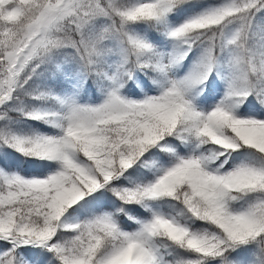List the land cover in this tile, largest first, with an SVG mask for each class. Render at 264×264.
Masks as SVG:
<instances>
[{
    "label": "snow or ice",
    "instance_id": "1",
    "mask_svg": "<svg viewBox=\"0 0 264 264\" xmlns=\"http://www.w3.org/2000/svg\"><path fill=\"white\" fill-rule=\"evenodd\" d=\"M0 264H264V0H0Z\"/></svg>",
    "mask_w": 264,
    "mask_h": 264
},
{
    "label": "trees",
    "instance_id": "2",
    "mask_svg": "<svg viewBox=\"0 0 264 264\" xmlns=\"http://www.w3.org/2000/svg\"><path fill=\"white\" fill-rule=\"evenodd\" d=\"M183 71V70H182ZM137 91H139V89H137Z\"/></svg>",
    "mask_w": 264,
    "mask_h": 264
}]
</instances>
